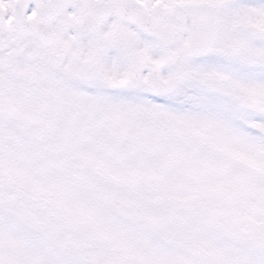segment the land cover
Returning <instances> with one entry per match:
<instances>
[{"label":"snow or ice","instance_id":"6c2138e0","mask_svg":"<svg viewBox=\"0 0 264 264\" xmlns=\"http://www.w3.org/2000/svg\"><path fill=\"white\" fill-rule=\"evenodd\" d=\"M0 264H264V0H0Z\"/></svg>","mask_w":264,"mask_h":264}]
</instances>
